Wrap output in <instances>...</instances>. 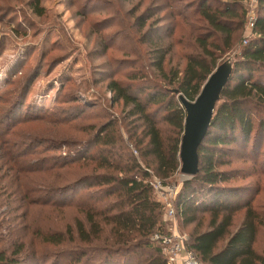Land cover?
Wrapping results in <instances>:
<instances>
[{
  "label": "trees",
  "instance_id": "trees-1",
  "mask_svg": "<svg viewBox=\"0 0 264 264\" xmlns=\"http://www.w3.org/2000/svg\"><path fill=\"white\" fill-rule=\"evenodd\" d=\"M244 1L152 0L135 17L138 42L148 45L150 66L160 81L129 73L124 76V82L108 81L106 87L114 104L128 108L125 115L136 122L129 139L137 156L126 155L122 139L114 137L112 132L114 123H105L89 141L91 146H82L88 151L96 146V157L93 154L90 159H77L92 163L89 175L77 177L59 188L48 187L33 200L23 195L28 203L75 200L84 214L82 219L74 221L72 233L68 228L65 234L48 235L42 240L52 246L98 242L99 247L89 253L76 247L73 254L61 256L77 264L80 261L81 264H166L158 241L153 239L167 232L162 206L153 198L147 179L154 177L166 185L163 182L177 173L184 119L178 95L193 101L217 62L236 50L229 81L197 149L198 171L181 182L173 203L177 226L197 225L202 216H208L205 228L192 231L186 240V248L202 263L264 264V252L257 254L253 247L258 229L264 226L263 214L251 207L257 187L227 185L237 180L238 171L222 169L238 160L257 166L264 141V0H255L248 38H243L247 17ZM189 8L195 17V28H191L195 33L191 36L194 52L183 55L180 72H165L163 66L175 32L174 20L184 23L186 15L181 11ZM165 10L169 11L162 14ZM33 11L41 16V9L34 6ZM81 112L76 108L67 117L71 116L72 120ZM2 119L1 137L6 130ZM160 124L166 126L164 130ZM2 128L5 130L1 131ZM77 160L65 161L63 166ZM39 170L48 171L40 168L35 172ZM258 170L264 174V159ZM82 190L87 196L77 195L74 199ZM98 203L106 204L99 207ZM240 211H243L241 221L230 232L233 215ZM222 241L224 244L217 248ZM17 254V250L13 256L0 251V264H18Z\"/></svg>",
  "mask_w": 264,
  "mask_h": 264
},
{
  "label": "rangeland",
  "instance_id": "rangeland-1",
  "mask_svg": "<svg viewBox=\"0 0 264 264\" xmlns=\"http://www.w3.org/2000/svg\"><path fill=\"white\" fill-rule=\"evenodd\" d=\"M151 1L0 0V119L6 129H1L5 134L0 136V251L10 256L19 251L18 264H77L61 255L73 254L76 247L88 253L99 247L98 242L60 246L43 242L45 236L65 234L68 228L72 233L74 221L84 214L75 200L28 203L23 195L33 200L48 187L59 188L89 175L92 163L77 159L96 157V146L89 151L84 148L91 146L89 141L105 123H114L112 132L122 139L126 155L137 156L129 139L136 122L125 115L128 108L114 104L106 85L108 81L124 82L129 73L160 81L150 66L148 45L139 44L134 27L135 17ZM34 6L41 9V16L35 14ZM254 6L250 0L243 2L253 16ZM191 11H181L186 15L184 23L174 20L165 72H180L183 55L194 52L191 28H195V17ZM235 53H227L217 64L232 63ZM76 108L82 112L70 120L67 116ZM160 127L164 130L166 126ZM262 144L257 166L238 160L222 169L238 171L237 180L227 185L257 187L251 207L263 214L264 223V174L258 170L264 159V141ZM71 159L77 161L63 166ZM40 168L48 171L35 172ZM185 179L177 171L163 187L179 189ZM77 195L87 196L85 190L74 199ZM153 198L160 200L155 193ZM242 214L233 215L230 232L239 225ZM207 217L202 216L197 225L178 224L177 228L187 238L192 231L205 228ZM253 247L257 254L264 252V226L258 229Z\"/></svg>",
  "mask_w": 264,
  "mask_h": 264
},
{
  "label": "water",
  "instance_id": "water-1",
  "mask_svg": "<svg viewBox=\"0 0 264 264\" xmlns=\"http://www.w3.org/2000/svg\"><path fill=\"white\" fill-rule=\"evenodd\" d=\"M232 65L229 61L218 64L201 86L193 101L178 95V102L183 109L184 119L178 147V174L189 179L197 169V149L202 143L210 126L214 107L219 96L229 81ZM174 94H177L175 91Z\"/></svg>",
  "mask_w": 264,
  "mask_h": 264
},
{
  "label": "built area",
  "instance_id": "built-area-1",
  "mask_svg": "<svg viewBox=\"0 0 264 264\" xmlns=\"http://www.w3.org/2000/svg\"><path fill=\"white\" fill-rule=\"evenodd\" d=\"M250 2L255 3V0H250ZM253 18L254 16L252 13H247L244 30L246 31L245 34L248 36L252 28ZM152 179L154 181H148V183L152 192L160 198L158 202L162 206V220L167 231L161 237L154 236L153 239L158 241L166 264H204L186 248L187 238L177 228L173 200L178 188H171L168 186L164 188L160 181L154 177H152Z\"/></svg>",
  "mask_w": 264,
  "mask_h": 264
},
{
  "label": "crops",
  "instance_id": "crops-1",
  "mask_svg": "<svg viewBox=\"0 0 264 264\" xmlns=\"http://www.w3.org/2000/svg\"><path fill=\"white\" fill-rule=\"evenodd\" d=\"M244 32L246 33V31H244ZM245 33H244V34H245Z\"/></svg>",
  "mask_w": 264,
  "mask_h": 264
}]
</instances>
